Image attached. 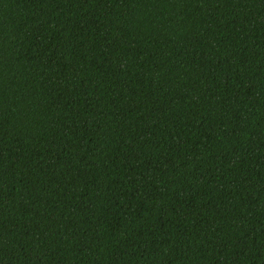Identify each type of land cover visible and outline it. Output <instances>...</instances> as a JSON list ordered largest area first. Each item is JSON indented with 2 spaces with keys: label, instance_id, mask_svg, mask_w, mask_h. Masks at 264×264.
Listing matches in <instances>:
<instances>
[{
  "label": "trees",
  "instance_id": "1",
  "mask_svg": "<svg viewBox=\"0 0 264 264\" xmlns=\"http://www.w3.org/2000/svg\"><path fill=\"white\" fill-rule=\"evenodd\" d=\"M0 264H264V0H0Z\"/></svg>",
  "mask_w": 264,
  "mask_h": 264
}]
</instances>
